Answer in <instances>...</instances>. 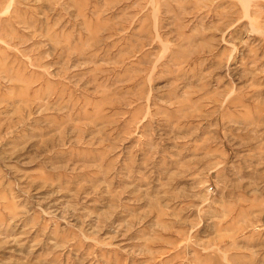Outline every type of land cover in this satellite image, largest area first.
<instances>
[{
	"label": "rangeland",
	"instance_id": "374dc122",
	"mask_svg": "<svg viewBox=\"0 0 264 264\" xmlns=\"http://www.w3.org/2000/svg\"><path fill=\"white\" fill-rule=\"evenodd\" d=\"M0 264H264V0H0Z\"/></svg>",
	"mask_w": 264,
	"mask_h": 264
}]
</instances>
